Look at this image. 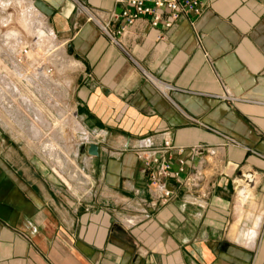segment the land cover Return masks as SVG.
Listing matches in <instances>:
<instances>
[{
  "label": "crops",
  "instance_id": "crops-1",
  "mask_svg": "<svg viewBox=\"0 0 264 264\" xmlns=\"http://www.w3.org/2000/svg\"><path fill=\"white\" fill-rule=\"evenodd\" d=\"M43 1L68 67L53 110L73 115L57 143L72 150L58 174L0 115V264H264V0H201L169 29L143 17L119 45L77 4L105 19L115 0ZM224 89L247 101L213 97ZM74 119L82 136L66 141ZM166 141L164 203L138 149Z\"/></svg>",
  "mask_w": 264,
  "mask_h": 264
},
{
  "label": "rangeland",
  "instance_id": "rangeland-1",
  "mask_svg": "<svg viewBox=\"0 0 264 264\" xmlns=\"http://www.w3.org/2000/svg\"><path fill=\"white\" fill-rule=\"evenodd\" d=\"M3 1L7 3L10 2V0ZM28 2L30 1L11 0L10 4L5 6H2L0 3V78L2 77V79H0V98H2L3 101L4 99L10 100L9 102L13 107L12 117L5 109V111H3L2 107H0V115L6 118L12 129L19 132L18 136L22 140L29 144H33L39 151L42 150L41 152H44L42 156L47 159L51 167L55 170V165H53L52 160L58 163V157L61 155L60 152H58L59 149L68 156L69 150H72V147L64 148L60 143L58 145L57 137L59 135L55 130H57L56 124L58 125L59 123V125H61L62 122L66 123L67 120L71 122L73 115L67 114L68 111L64 106L63 108L58 107V109L55 110L56 112L53 110L57 104L56 102L61 98L60 96H62L64 91L62 87L63 79L60 78V80H57V78L60 75L62 76L63 71L68 68L65 66L66 52L63 50L61 44H59L58 37L56 43L61 47L56 51L53 49V45L48 44L46 41L38 45L37 42L39 38H37L36 33L28 30L25 25L26 17L23 16V11ZM35 13L38 14L37 12ZM16 36L18 37L15 38ZM19 38L22 40H18ZM44 38L46 39V37ZM28 45L31 47L32 56L35 58H27L28 60L23 58V62L19 66H15L18 62L17 59L20 57V50ZM34 51H37L36 54ZM56 80L60 81L59 86L55 85V82H57ZM57 90L61 95L57 93V96ZM28 103H31V106L29 105L28 107ZM33 107H36L39 113L41 112V116H43L42 123L36 121V119H40L38 116L36 117ZM16 113H19L21 117L17 116ZM56 113H61L66 121H63L62 117ZM21 122L23 125L28 126L37 125L39 128L42 124L49 125L52 122L53 126L51 128L49 125V130L44 128L45 132L43 134H36L34 132L36 130H34L33 127L30 128L29 134H25L19 130ZM62 134L66 141L73 138L75 134L78 138L82 136L72 129L66 130L64 133H61L60 136H62ZM50 142L57 146L58 156L57 153L51 154L46 151L45 148L48 146L46 143ZM74 149L79 153L78 148ZM57 171L55 170V172ZM57 173L59 174L60 172Z\"/></svg>",
  "mask_w": 264,
  "mask_h": 264
},
{
  "label": "built area",
  "instance_id": "built-area-1",
  "mask_svg": "<svg viewBox=\"0 0 264 264\" xmlns=\"http://www.w3.org/2000/svg\"><path fill=\"white\" fill-rule=\"evenodd\" d=\"M116 5L121 8L120 12L112 10L105 19L89 8L84 3L78 2V10L86 15L89 21L94 22L102 30L103 34L112 42L119 45L117 37L120 36L126 27L132 26L140 18H148L150 25L157 28L163 25L166 29L172 28L175 22L183 17L197 18L203 14L201 0H115ZM31 47L28 45L20 50V57L17 59L19 64L23 58L28 56ZM37 51H34L36 53ZM37 65V64H36ZM35 65V66H36ZM160 86L162 93L168 99L169 92L174 89L173 86H167L153 81ZM218 100L230 102L232 105L247 101L245 98L233 95L228 89H224L221 94L213 95ZM174 146L171 141H166L158 149L152 148L149 143L146 147L138 149L139 155L145 158V164L150 171V183L155 188V196L167 203L173 198V192L162 183L161 177H170L172 175L171 158ZM181 152V150H179ZM185 161L180 160L179 171L175 175L185 172ZM54 170V169H53Z\"/></svg>",
  "mask_w": 264,
  "mask_h": 264
},
{
  "label": "bare ground",
  "instance_id": "bare-ground-1",
  "mask_svg": "<svg viewBox=\"0 0 264 264\" xmlns=\"http://www.w3.org/2000/svg\"><path fill=\"white\" fill-rule=\"evenodd\" d=\"M18 1V0H17ZM30 1V0H29ZM10 2H11V0H10ZM10 2H4L3 0H0V3H1V5L2 6H5V5H9L10 4ZM17 3V2H16ZM35 12H37L38 13V11L34 8V6H33V2H28L27 3V5L25 6V9H24V11H23V16L24 17H26L25 18V22H26V27L28 28V30H30V31H33V33L35 32L36 33V36H37V38H39V41L37 42L38 43V45H41V43L43 42V41H46L48 44H52L53 46V49L56 51V50H58L61 46H59V44H57L56 43V40H57V36H56V34L54 33V31H52V30H50L49 28H48V26H47V20L44 18V17H42V16H40L39 17V15L38 14H36ZM32 33V32H31ZM18 36H16L15 38H17ZM44 37H46V39L44 38ZM18 40H22L21 38H19ZM19 41V42H20ZM44 44V43H43ZM42 44V45H43ZM46 45V44H45ZM63 48V47H62ZM64 50V49H63ZM65 51V50H64ZM36 54V53H35ZM34 54V55H35ZM34 56H32V52H30V53H28V56L26 57V59L27 58H33ZM35 58V57H34ZM28 60V59H27ZM73 62V61H72ZM73 63H75V61L73 62ZM79 64V63H78ZM20 64H19V62H17L16 63V65L15 66H19ZM72 65H76V64H72ZM34 80V79H33ZM31 82V81H30ZM5 95V94H4ZM8 98V97H7ZM28 100V99H27ZM10 100H5L4 99V101H3V99L2 98H0V107H2V108H4L6 111H7V113L11 116L12 115V106H11V103L9 102ZM25 101H26V99H25ZM29 105L31 106V103L29 104L28 103V107H29ZM33 109H34V112H35V115L36 116H38V118L40 119V121H42L43 120V116H41V112L39 113L38 111H37V108L35 107H33ZM61 117L63 116V115H61V113H58ZM57 114V115H58ZM16 115L17 116H19L20 114L19 113H16ZM12 117V116H11ZM19 117H21V116H19ZM23 119V118H22ZM59 119V118H58ZM66 120V119H65ZM39 121V120H38ZM39 121V122H40ZM63 123V122H62ZM74 129H75V131H82V129H80V126H79V124H78V122L74 119ZM20 124V123H19ZM20 126H21V128H23L24 129V126L25 125H23V123L21 122V124H20ZM56 126H57V128L59 127V126H61V125H59V123H58V125L56 124ZM55 128V127H54ZM59 128H61V127H59ZM22 129V130H23ZM36 134L38 133V134H40V132H39V130H36V131H34ZM39 136V135H38ZM42 142V141H41ZM47 145V148H45L46 149V151H48L49 153H51V154H56L57 153V151H58V148H57V146L56 145H54V144H52L51 142L50 143H46ZM51 156V155H50ZM55 156V155H54ZM59 163V162H58ZM56 168V167H55ZM57 171V170H56ZM58 172V171H57ZM76 173V172H75ZM66 180V179H65ZM244 192V191H243Z\"/></svg>",
  "mask_w": 264,
  "mask_h": 264
},
{
  "label": "water",
  "instance_id": "water-1",
  "mask_svg": "<svg viewBox=\"0 0 264 264\" xmlns=\"http://www.w3.org/2000/svg\"><path fill=\"white\" fill-rule=\"evenodd\" d=\"M33 2L34 8L40 13V15L45 16L46 18H52L54 15V9L48 5L43 0H30ZM69 53H72V48L70 46ZM83 153L89 154L90 156L97 157L99 155V145L90 142L87 146H84L82 149Z\"/></svg>",
  "mask_w": 264,
  "mask_h": 264
}]
</instances>
